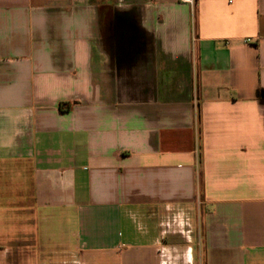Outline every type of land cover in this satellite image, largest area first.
I'll return each mask as SVG.
<instances>
[{"label":"crops","instance_id":"crops-1","mask_svg":"<svg viewBox=\"0 0 264 264\" xmlns=\"http://www.w3.org/2000/svg\"><path fill=\"white\" fill-rule=\"evenodd\" d=\"M0 264H264V0H0Z\"/></svg>","mask_w":264,"mask_h":264},{"label":"built area","instance_id":"built-area-1","mask_svg":"<svg viewBox=\"0 0 264 264\" xmlns=\"http://www.w3.org/2000/svg\"><path fill=\"white\" fill-rule=\"evenodd\" d=\"M179 1L193 5L195 0H179Z\"/></svg>","mask_w":264,"mask_h":264},{"label":"rangeland","instance_id":"rangeland-1","mask_svg":"<svg viewBox=\"0 0 264 264\" xmlns=\"http://www.w3.org/2000/svg\"><path fill=\"white\" fill-rule=\"evenodd\" d=\"M51 260H52V259H51V257H49V256H45V257H44V261L47 262V263L50 262Z\"/></svg>","mask_w":264,"mask_h":264}]
</instances>
